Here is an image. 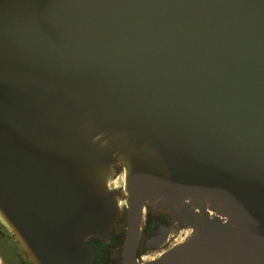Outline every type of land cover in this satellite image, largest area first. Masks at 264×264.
I'll use <instances>...</instances> for the list:
<instances>
[{
    "label": "water",
    "instance_id": "1",
    "mask_svg": "<svg viewBox=\"0 0 264 264\" xmlns=\"http://www.w3.org/2000/svg\"><path fill=\"white\" fill-rule=\"evenodd\" d=\"M125 207L120 264H264V0H0V223L93 264Z\"/></svg>",
    "mask_w": 264,
    "mask_h": 264
},
{
    "label": "flooded vegetation",
    "instance_id": "2",
    "mask_svg": "<svg viewBox=\"0 0 264 264\" xmlns=\"http://www.w3.org/2000/svg\"><path fill=\"white\" fill-rule=\"evenodd\" d=\"M122 172L123 167L121 165H115V176L113 177V192L118 193L122 199H125L126 195L123 191V188L118 187L116 181L122 174ZM127 219L128 214L127 208L125 207L123 215L121 216L119 221H117L113 229V236L111 242L116 240V249L107 253L106 260L100 259L98 257L99 247L98 245H96L95 242H93L89 238L88 241L95 245L97 249L93 264H120L122 247L120 248L118 240L121 238V236H123L122 241L124 240L127 227ZM177 225L178 220L173 212L166 209L154 208L153 206L149 205L147 217L143 222V228L138 248L139 259H141L142 261L154 259L164 248L168 247L171 243H173L177 235ZM162 235H165V238L163 239V242L165 244L163 247H157L155 243L156 241H159V238L158 240H154V238H157L158 236ZM15 246L16 245L9 239V237L5 235L0 229V254L3 256V254L5 253L9 258V253H12V255H14ZM153 252L158 253H156V256L152 257L150 254Z\"/></svg>",
    "mask_w": 264,
    "mask_h": 264
},
{
    "label": "trees",
    "instance_id": "3",
    "mask_svg": "<svg viewBox=\"0 0 264 264\" xmlns=\"http://www.w3.org/2000/svg\"><path fill=\"white\" fill-rule=\"evenodd\" d=\"M126 220V218H125ZM126 222V221H125ZM0 229L1 231L7 235L9 237V239L16 245L17 248H19V250L21 251V253L24 255L25 260H26V264H33L30 261L27 260L25 254L23 253V251L21 250V248L17 245V243L13 240L12 236L6 231V229L4 228V226L0 223ZM93 242L96 243V245H98L99 247V258L100 259H104L106 260L107 258V253L109 252V248L113 243H117L116 240L112 241L111 243H107L103 238L98 237V236H94L90 238ZM123 236H121V238L118 240L119 241V246L120 248L123 247ZM121 250V249H120Z\"/></svg>",
    "mask_w": 264,
    "mask_h": 264
},
{
    "label": "rangeland",
    "instance_id": "4",
    "mask_svg": "<svg viewBox=\"0 0 264 264\" xmlns=\"http://www.w3.org/2000/svg\"><path fill=\"white\" fill-rule=\"evenodd\" d=\"M116 243H113L110 248L109 251H114L116 249ZM16 247V246H15ZM15 253L14 255H12V253H9V258L7 257V255L4 253L3 256L0 254V264H26V260L24 255L21 253V251L19 250V248H15ZM156 253L158 252H153L150 255L156 256Z\"/></svg>",
    "mask_w": 264,
    "mask_h": 264
},
{
    "label": "built area",
    "instance_id": "5",
    "mask_svg": "<svg viewBox=\"0 0 264 264\" xmlns=\"http://www.w3.org/2000/svg\"><path fill=\"white\" fill-rule=\"evenodd\" d=\"M140 261H142L141 259H139Z\"/></svg>",
    "mask_w": 264,
    "mask_h": 264
}]
</instances>
